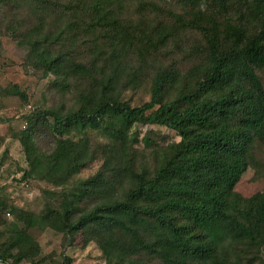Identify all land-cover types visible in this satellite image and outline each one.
<instances>
[{
  "label": "trees",
  "instance_id": "trees-1",
  "mask_svg": "<svg viewBox=\"0 0 264 264\" xmlns=\"http://www.w3.org/2000/svg\"><path fill=\"white\" fill-rule=\"evenodd\" d=\"M32 1L41 6L39 15L47 1ZM138 1L141 17L136 24L131 20L127 24L117 11L122 0H90L86 8L92 14L90 27L106 28L111 38V54L102 65L107 71L90 91L79 93L77 109L44 110L25 118L21 140L30 165L26 175L56 184L68 182L87 167L95 153L88 143L66 138L58 139L51 154L39 152L32 136L37 121L53 117L61 134L73 127L82 131L98 127L112 140L103 149L105 168L84 185L100 196L97 204L80 214L76 208L64 217L45 215L39 224L49 222L72 237L81 233L84 245L96 241L107 264H151L146 257L159 264H253L244 262L242 250L264 246V192L244 197L235 188L251 164L256 143L264 144V0ZM205 1L223 10L238 2L242 19L220 22L210 17L207 26L197 25ZM168 2L177 6L169 8ZM187 6L195 11L191 26L207 40L204 60L188 71L174 64L163 66L152 77L149 101L139 106L121 101L119 84L126 74L132 80L137 73L124 72L120 50L124 54L134 47L140 50L141 69L150 54H162L172 29H187ZM161 12L171 25L161 19L155 22ZM42 42H32L31 54L56 76L62 89L77 74L96 78L92 70L96 62L92 68L75 64ZM7 93L24 97L17 85ZM136 123L165 125L181 137L169 146L154 172L113 166L129 145V130ZM123 174L131 185H116ZM1 207L5 209L6 203L0 201ZM9 208L16 213V206ZM20 219L24 228L15 225L13 244L0 252L4 264L25 259L22 245L31 241L28 229L38 222L32 214ZM16 247L20 251L13 253ZM63 264H71V258L66 256Z\"/></svg>",
  "mask_w": 264,
  "mask_h": 264
},
{
  "label": "rangeland",
  "instance_id": "rangeland-1",
  "mask_svg": "<svg viewBox=\"0 0 264 264\" xmlns=\"http://www.w3.org/2000/svg\"><path fill=\"white\" fill-rule=\"evenodd\" d=\"M46 1V6L38 15L41 6H36L32 0H0V201L7 205L5 209L0 208V223L3 222L0 225V252L13 244L15 225L24 228L20 217L32 214L37 217L38 222L28 229L31 241L22 245L25 259L18 264H63L66 256L71 258V264H107L96 241L84 245L85 235L79 233L72 237L66 232L55 230L49 226V222L39 224V221L45 219V215H49L48 219L64 217L67 211L74 212L76 208L80 214L97 204L100 196L91 194L90 191H93L86 189L84 185L89 177L105 168L103 149L106 145H111L112 140L98 127H89L85 131L73 127L61 134L53 126V117L39 120L34 124L32 134L39 152L51 154L58 139L66 138L88 143L95 158L64 184L50 182L36 174L26 175L30 165L21 140L25 118H34L39 111L44 110L53 109L65 113L77 109L79 93L90 91L102 79V72L107 71L102 65L111 54V38L106 28L90 27L92 14L86 9L90 0ZM122 1V6L117 8L118 14L125 23L128 24L131 20L136 24L141 17L139 1ZM169 4V8L177 6L173 2ZM162 5L163 9H169L165 4ZM200 11L203 16L196 23L201 26H207L210 17L220 22L242 19L238 2L229 6L228 10H223L205 1ZM194 13L187 6V29H172L171 37L161 48L162 54L159 57L154 52L150 54L141 69L140 50L134 47L125 54L120 50L123 53L120 60L125 67L124 72H130L131 75L137 73L132 80L126 74L119 84L121 101L132 106L149 101L152 77L163 66L174 64L188 71L204 60L207 40L199 28L191 26ZM167 17L161 12L155 22L161 19L163 23L171 25ZM176 27L180 28L181 25ZM63 31L66 33L60 40H56ZM46 35L49 36L48 41L45 40ZM35 40H43L42 44L52 53L66 55L75 64L92 68L96 62L97 67L92 68L96 78L77 74L71 77L70 86L62 89L56 76L47 73L31 54V44ZM260 74L262 75L261 72ZM13 85L19 87L24 97L7 93ZM129 135V145L114 160L113 166L133 165L135 169H147L148 172H154L169 146L181 139L176 130L159 124L136 123L129 130ZM118 179L119 183L116 185H131L125 174ZM235 189L244 197L264 192L263 143H256L251 164ZM10 205L17 207L16 213L10 211ZM8 211L11 212L10 215L7 214ZM12 251L17 253L20 250L16 247ZM242 255L245 257L244 262L264 264V246L259 250L244 248ZM146 260L151 264H159L155 260L151 262L147 257Z\"/></svg>",
  "mask_w": 264,
  "mask_h": 264
},
{
  "label": "built area",
  "instance_id": "built-area-1",
  "mask_svg": "<svg viewBox=\"0 0 264 264\" xmlns=\"http://www.w3.org/2000/svg\"><path fill=\"white\" fill-rule=\"evenodd\" d=\"M26 124H27L26 122L23 123V127H24V128L26 127Z\"/></svg>",
  "mask_w": 264,
  "mask_h": 264
}]
</instances>
